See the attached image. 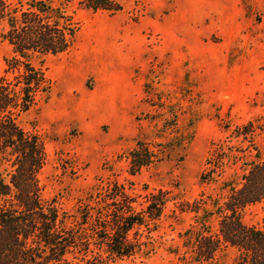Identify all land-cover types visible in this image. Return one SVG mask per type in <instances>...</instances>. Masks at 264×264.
<instances>
[{
	"label": "rangeland",
	"instance_id": "374dc122",
	"mask_svg": "<svg viewBox=\"0 0 264 264\" xmlns=\"http://www.w3.org/2000/svg\"><path fill=\"white\" fill-rule=\"evenodd\" d=\"M51 1L65 6L77 32L69 50L46 58L49 94L20 119L44 144L41 199L76 228L86 210L106 218L119 187L137 211L151 193L165 191L160 218L139 235L130 232L139 252L101 254L109 264H181V235L194 220L179 204L220 196L243 163L264 159V0H121L115 13L85 10L81 0ZM2 32L0 75L9 53ZM247 124L249 138L231 136ZM138 145L153 157L132 172ZM219 147L222 169L200 184ZM10 171L0 164L6 181ZM263 215V203L241 212L256 228ZM208 223L217 229L216 219ZM236 255L226 247L212 264H234Z\"/></svg>",
	"mask_w": 264,
	"mask_h": 264
},
{
	"label": "trees",
	"instance_id": "16d2710c",
	"mask_svg": "<svg viewBox=\"0 0 264 264\" xmlns=\"http://www.w3.org/2000/svg\"><path fill=\"white\" fill-rule=\"evenodd\" d=\"M120 1L81 0L79 5L93 12L115 13L121 10ZM0 27L1 39L9 48L0 75V164L11 168L7 181L0 172V264H78L68 255L82 264H109L101 251L121 258L136 254L139 241L130 239V232L139 235L142 227L158 220L169 202L168 194L151 193L146 206L137 211L136 201L119 187L122 191L111 195L114 209L106 218L86 210L79 227L69 226L54 203L41 199L38 173L45 164L43 141L20 125L21 117L36 106L38 98H47L50 83L43 64L47 57L71 48L76 24L64 5L51 0H0ZM245 129L231 136L247 139L252 125ZM222 151L221 147L213 150L218 161L211 163L209 158L200 184L214 181L213 174L222 169ZM130 157L131 170L137 172L153 156L138 145ZM256 158L243 163L238 179L222 183L220 196L201 195L179 204V211L192 213L194 220L181 235V264H212L226 247L237 252L234 264H264V215L261 228L248 226L241 218L249 205L263 203L264 209V159ZM212 218L217 220L215 231L208 223ZM78 255L80 259L74 257Z\"/></svg>",
	"mask_w": 264,
	"mask_h": 264
}]
</instances>
